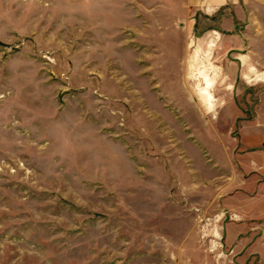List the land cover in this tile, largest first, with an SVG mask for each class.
Here are the masks:
<instances>
[{"label":"rangeland","instance_id":"rangeland-1","mask_svg":"<svg viewBox=\"0 0 264 264\" xmlns=\"http://www.w3.org/2000/svg\"><path fill=\"white\" fill-rule=\"evenodd\" d=\"M0 264H264V4L0 0Z\"/></svg>","mask_w":264,"mask_h":264},{"label":"crops","instance_id":"crops-1","mask_svg":"<svg viewBox=\"0 0 264 264\" xmlns=\"http://www.w3.org/2000/svg\"><path fill=\"white\" fill-rule=\"evenodd\" d=\"M187 2L193 9L203 13H213L225 7L238 13L244 6L264 4V0H187Z\"/></svg>","mask_w":264,"mask_h":264},{"label":"bare ground","instance_id":"bare-ground-1","mask_svg":"<svg viewBox=\"0 0 264 264\" xmlns=\"http://www.w3.org/2000/svg\"><path fill=\"white\" fill-rule=\"evenodd\" d=\"M202 74V73H201ZM202 76H203V74H202ZM205 76V75H204ZM207 76H206V79L203 77V79H202V82H203V84H204V88H202V89H198V95L200 96V97H204L205 99H209L208 98V96H206V90H207V88L209 87V85H210V83H209V81L207 80ZM211 82V81H210ZM208 91V90H207Z\"/></svg>","mask_w":264,"mask_h":264}]
</instances>
